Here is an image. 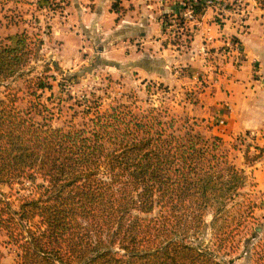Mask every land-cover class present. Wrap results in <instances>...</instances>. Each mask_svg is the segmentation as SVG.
Returning a JSON list of instances; mask_svg holds the SVG:
<instances>
[{"label": "trees", "instance_id": "obj_1", "mask_svg": "<svg viewBox=\"0 0 264 264\" xmlns=\"http://www.w3.org/2000/svg\"><path fill=\"white\" fill-rule=\"evenodd\" d=\"M24 1L50 13L66 5ZM7 40L0 84L22 78L32 96L24 108L16 94L0 97V232L15 247L11 264H234L257 204L220 136L163 106L102 110L97 99L81 122L53 126L37 92L51 84L23 77L43 39L23 30ZM208 213L210 246L196 242ZM248 250L264 264V236Z\"/></svg>", "mask_w": 264, "mask_h": 264}, {"label": "rangeland", "instance_id": "obj_2", "mask_svg": "<svg viewBox=\"0 0 264 264\" xmlns=\"http://www.w3.org/2000/svg\"><path fill=\"white\" fill-rule=\"evenodd\" d=\"M64 1L66 5L62 12L50 13L37 10L34 3L24 0H0V43L7 42L8 36L23 30L38 32L43 39L37 57L26 65L23 77L38 75L51 84V88L37 92L48 108L49 122L53 126L81 122L85 104H88L86 100L97 99L102 110L118 104L143 109L150 105L163 106L177 118L186 117L190 122H196V129L204 134L220 136L214 131L215 125L223 123L219 107L216 106L208 115L203 113L205 105H209L205 100V91L210 84H218L225 77L230 58L223 59L220 73L213 71L209 66L211 59L201 49L205 47L209 48L207 52L217 50L222 54L224 48L223 44L209 47L205 36H202L201 49L195 52L194 59L191 58L194 52L189 51L188 40L192 35L190 30L195 26L184 25V8L181 5L179 13L175 15L171 11L159 15L165 34V49L161 50L162 55H156L155 47L149 43L155 39V33L150 29L155 19L150 18L148 11L154 10L144 4L146 0L126 4L127 7L122 5L123 0H101L99 8L97 3H93L95 0ZM227 2L232 9L235 5L234 9L246 10L248 4L242 0ZM255 2L264 5V0ZM214 9L215 20L221 21L222 11ZM102 11H105L104 15ZM107 11L114 12V17L108 16ZM232 13L238 15L233 21L238 26L243 25L238 23L239 13ZM242 14L245 16L246 12ZM122 18H126V24H134L132 20L138 18L139 31H128L129 25L122 27ZM146 25L150 29L147 36ZM23 83L22 78L2 82L0 97L8 92L10 95L16 94L18 106L26 107L32 96L25 92ZM36 118L41 119L39 116ZM256 136L264 138V128L226 138L220 136L229 158L245 171L246 184L242 192L257 204L253 211L255 219L248 224L247 231L244 230V241L238 250L240 256L234 264H251L248 249L264 236V162ZM3 190L9 191L6 186ZM211 217V213L205 216L207 224L196 242L212 245L214 239L208 224ZM0 254V264H11L15 257V247L8 243L3 232H0Z\"/></svg>", "mask_w": 264, "mask_h": 264}, {"label": "crops", "instance_id": "obj_3", "mask_svg": "<svg viewBox=\"0 0 264 264\" xmlns=\"http://www.w3.org/2000/svg\"><path fill=\"white\" fill-rule=\"evenodd\" d=\"M137 1L140 2V0H123L124 3L122 5L127 7L126 4ZM179 1H144L146 6H151L154 10H149L148 13L150 18L153 17L155 19L154 25L150 28L152 29L151 32L153 34L155 33V39L148 41L155 47L156 50H154V53L156 55H162L161 50L165 49L163 42L165 40V34L162 32V18L159 15L161 13H167L168 11L173 12V15L179 13L181 7L178 4ZM243 1L248 3L246 5L243 26H238L233 21L236 14H230L228 10L222 12L223 17L221 21L215 20L214 14L216 12H213V9L215 8L219 12L222 10H219L213 5L204 7L200 16L202 21L200 20L198 26L193 25L192 22L187 23L189 27L195 26L193 30H190L192 35L189 38V51L194 52L191 56L192 59L195 57V52L201 49L203 45L202 36H205L206 31L214 38L211 43L206 44L209 47H218L223 44V39L231 35H236L240 39L245 53V60L240 66L234 67L231 64H226L225 77L219 80L218 84H210L209 89L205 91L207 93L205 97L206 103L211 105V107L209 109V105H205L203 113L208 115L216 106L219 107V115L222 117L223 123L222 125H215L214 131L224 138L244 132H256L264 128V5H257L253 0ZM100 2L101 0L93 1L94 4L97 3L98 8L100 7ZM102 14L104 15L105 11H102ZM107 15L113 18L115 14L114 12L107 11ZM137 19L132 20L134 24H126L124 22L126 18H122L120 19V25L122 27L129 25L128 31H139V28H137ZM206 19H209V22H206ZM146 26L147 33L145 32V34L147 36L150 29H147L149 25ZM172 46L174 45L172 44ZM253 60L255 63L252 64ZM158 72H156L157 76ZM255 139L258 145H260L261 157L264 162V138L256 136Z\"/></svg>", "mask_w": 264, "mask_h": 264}, {"label": "built area", "instance_id": "obj_4", "mask_svg": "<svg viewBox=\"0 0 264 264\" xmlns=\"http://www.w3.org/2000/svg\"><path fill=\"white\" fill-rule=\"evenodd\" d=\"M233 1H241V0H233ZM243 1V0H242ZM255 1V0H253ZM198 2V0H180L179 4L184 8V13L182 15V21L184 23V25L188 22H192L193 25L198 26L200 24V15H195L194 14V6L196 5V3ZM204 4L207 6H215L216 8L219 7V10L221 9L222 12L225 10L230 11V14H234L232 12L236 11V13H239V18H238V23L241 22V24L244 22L243 20L245 18H241V16L243 15L242 13H245L246 10L245 9H233L230 6V4H228L227 0H204L203 1ZM235 3V2H233ZM245 17V16H242ZM243 26V25H240ZM214 40L213 37H211L208 32L206 31L205 33V41L208 43H211V41ZM223 42V48L224 51L222 54H220L217 50L213 51V52H207L209 50V48H205L203 47L201 49V51H203L204 55L208 56L209 59H211V62H209V66L211 69H213V71H215L217 74L221 72V66L222 63L224 62V60L226 58H230V64H232V66L234 67H238L241 65V63L245 60V53L244 50L242 48V44L241 41L239 40V38L236 35H231L228 38H226ZM211 51V50H210ZM224 59V60H223ZM207 62V60H206ZM255 63V61L253 60L252 64ZM208 63H206L205 65L207 67H209L207 65ZM221 65V66H220ZM222 122V121H221Z\"/></svg>", "mask_w": 264, "mask_h": 264}]
</instances>
